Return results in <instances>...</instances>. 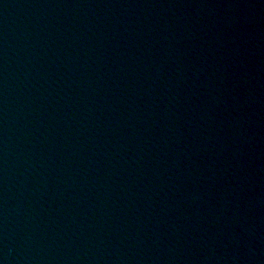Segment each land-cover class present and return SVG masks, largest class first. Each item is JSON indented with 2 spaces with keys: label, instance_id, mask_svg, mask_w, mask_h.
Wrapping results in <instances>:
<instances>
[{
  "label": "water",
  "instance_id": "water-1",
  "mask_svg": "<svg viewBox=\"0 0 264 264\" xmlns=\"http://www.w3.org/2000/svg\"><path fill=\"white\" fill-rule=\"evenodd\" d=\"M0 264H264V0H0Z\"/></svg>",
  "mask_w": 264,
  "mask_h": 264
}]
</instances>
